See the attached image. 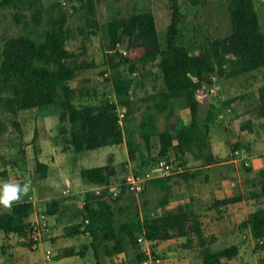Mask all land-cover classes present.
<instances>
[{
  "label": "trees",
  "instance_id": "obj_1",
  "mask_svg": "<svg viewBox=\"0 0 264 264\" xmlns=\"http://www.w3.org/2000/svg\"><path fill=\"white\" fill-rule=\"evenodd\" d=\"M79 3L77 10L84 11V22L75 30L68 25L65 12L55 13L43 0H3L0 6L12 8L15 21L22 31L8 37L0 46V111L17 115L20 111L50 107L60 110V138L75 152L95 150L107 146L126 144L130 162L135 173L152 170L161 159H175L184 166L187 154L192 153L205 162L212 163L209 130L219 115L244 100L248 94H239L223 100L222 104H211L205 117L200 110L202 103L197 92L202 87H212L213 78L230 79L264 70V30L261 26L254 0H227L232 21V32L195 47L180 43V0H170L172 22L168 28L167 45L163 48L159 39L157 23L152 12L136 13L126 18H114L106 25L97 19L94 0H70ZM103 32L108 38L104 46V63L111 70L113 93L118 102L101 99L99 104H78L77 90L71 84L84 65L78 64V55L67 48V42L79 33L85 38ZM135 38L147 50L143 54L146 62L158 61L164 87L145 98L152 106L142 114L139 123L132 125L131 114L134 102L130 98L133 79L123 70L128 62L118 52L125 38ZM85 51V50H84ZM135 65H130V75ZM257 111L264 119V85L257 93ZM118 105L125 106L127 113L121 121ZM178 108L189 109L190 121L179 122L175 131L159 128L158 114L174 115ZM14 125L21 131L18 121ZM36 137V135H35ZM240 147V144L234 146ZM157 150V157L154 152ZM39 170L45 175L46 165L37 161ZM199 171H184L179 174L184 181L195 178ZM118 176L117 167L111 162L103 166L84 168L81 177L89 185L99 187L110 184ZM173 175L157 177L148 181L149 188L163 192L160 204L155 209H145L143 214L124 221L117 219L115 205L126 193L115 198L97 197L96 192L86 194V204L76 217L81 222L67 229L66 235L89 234L95 240L109 243V255L125 253L130 264L147 258L138 241H165L175 237L186 238L188 245L196 238L201 247L203 264H225L239 254L238 246L215 250L211 245L214 236H205L201 221L190 203L179 202L168 208L171 202ZM255 197H264V173L261 188ZM241 196L224 198L216 207L237 203ZM60 209L57 200L47 206V213L55 215ZM31 201L14 203L8 212L0 213V231L5 234H25L30 229L34 215ZM250 228L259 245L264 238V209L252 212L241 224ZM77 254L66 250V256Z\"/></svg>",
  "mask_w": 264,
  "mask_h": 264
},
{
  "label": "rangeland",
  "instance_id": "obj_2",
  "mask_svg": "<svg viewBox=\"0 0 264 264\" xmlns=\"http://www.w3.org/2000/svg\"><path fill=\"white\" fill-rule=\"evenodd\" d=\"M2 1L0 0V3ZM43 1L46 6L54 7L56 14L65 12L68 15V25L71 28L76 30L78 26L83 24L84 11L77 10L79 7L78 2L70 0ZM254 2L264 30V0H254ZM94 3L97 19L101 25H106L114 18H126L136 13L152 12L156 19L161 45L166 48L168 28L172 22L170 0H94ZM180 5V43L195 47L196 52H198L201 45L207 44L214 38L227 36L232 32V21L227 0H180ZM14 12L12 8L0 6L1 47L8 37L17 35L22 31L21 26L15 21ZM106 44H108V38L102 31L98 35H91L88 38L77 33L67 42V48L78 55V64L86 65L85 68L78 71L76 78L71 82L72 86L79 91L76 102L80 105H96L99 104L101 99L118 102L117 96L113 93L111 70L104 63V46ZM117 50L120 54H122V51H127V55H122L129 61L123 65L122 70L134 82L130 92V98L134 102L130 118L132 125L136 126L142 114L148 107L152 106V103L145 101V98L164 87L162 74L158 61L145 62L143 60L142 57L147 48L134 37L131 39L125 38ZM130 65L136 66V70L132 75H130ZM213 81L214 85L212 87H202L197 92V97L202 103L200 110L202 117L206 116L210 104L221 105L226 98L242 94L251 87L257 90L258 87L264 85V70L230 79L215 76ZM256 93L255 91L252 93L253 96L249 98L248 105H246V108L250 111V120H256L259 115L256 109L258 105ZM27 113V110L20 111L17 115L0 111V184L10 181L23 186L25 183L30 182L31 187L28 194L36 200L39 215H47V206L51 201H60L62 207L58 217L50 218L49 216L48 221L46 216L41 217L43 221L48 222L43 230V238L49 243L51 238H57L61 239L64 244H69L65 232L75 224V213L79 208V201L85 199V191L91 190V185L80 176V170L112 162L117 167V179L121 182L127 174L135 173V166L129 160L126 144L89 150L77 155L71 147L66 149L67 143L64 138L67 135H63L58 142L61 145L58 152L53 153V150L49 147L52 145L53 135L58 134L59 131V126L56 125L59 122L58 115L55 117V123L49 117L44 119L45 116L43 115L49 116L53 113V110L49 107L43 113L41 120H36V116ZM44 120L46 121L44 122ZM221 120L224 122L227 120L226 114L223 115ZM14 121L20 123L21 131L14 125ZM158 121L161 131L167 128L175 131L179 122L182 121V123L187 124L190 121V111L189 109L178 108L174 115L167 112L158 114ZM232 121V119H229V122L227 120L230 128L229 137L235 139L237 137L236 133L240 132V129L239 126L238 129L232 127ZM262 123L264 124V121ZM36 131L38 133L34 137ZM232 139L227 143L229 150H232L234 144ZM38 148L44 151V154H42L44 160L49 164L51 162L56 164L50 167L45 177L37 166L36 150ZM154 156L157 157V150H155ZM76 158L77 161H81L78 166L76 165ZM185 159L186 162L183 166L185 171L197 167L192 155L185 157ZM167 160L175 164L178 163L174 155ZM179 174L181 173L173 174L174 178L171 183L172 198L168 208L177 206L184 199L185 181ZM67 179L70 180V192L63 194L62 190L67 187ZM256 180L253 179L252 181L256 182ZM91 192H96V190ZM103 194L99 192L96 193V196L102 197ZM163 196V192L156 191L153 188H149L145 194L136 195L126 192L115 205L117 219L124 221L135 218L137 214H143L145 209H155L159 206L160 199ZM54 234H56V237H53ZM178 242L169 245L165 251L176 252L174 257L179 260L190 258L192 264H203L199 250H195L192 245H188L185 239ZM73 243L75 245V240ZM185 245L192 247L187 248ZM81 247V245L78 246V248ZM140 247L143 249L144 244H140ZM248 251L249 256H243L244 258L241 261L237 259L232 264H246L245 262L247 264H264V258H262L264 252L260 253L259 248L249 249ZM155 252L157 258L159 257L164 261L163 264L168 263L170 255H167V253L161 255L157 253V250ZM27 253L31 263H38L43 260L41 248L35 251L29 250ZM259 253L261 257L258 255ZM157 258L153 257L154 264H158L155 263ZM248 258H250L249 261H247ZM126 260L129 263L128 257Z\"/></svg>",
  "mask_w": 264,
  "mask_h": 264
},
{
  "label": "crops",
  "instance_id": "obj_3",
  "mask_svg": "<svg viewBox=\"0 0 264 264\" xmlns=\"http://www.w3.org/2000/svg\"><path fill=\"white\" fill-rule=\"evenodd\" d=\"M257 90H254L252 87L251 89L246 90L244 93L248 94V96L244 100L236 103L232 108L222 112L219 115L217 122L211 126L208 134L211 150L209 155L213 158L212 163H207L204 158H197L192 153H189L186 156L190 157L192 155L194 157V163L197 165L196 168H190L189 171H199L200 173L197 177L190 178L188 181H185L184 199L182 202L190 203L193 206L199 220L201 221L205 236H214L216 238L215 242L211 245V248L220 250L231 246L239 247V254L225 264H232L237 259L241 261L244 258L243 256H249V249L259 248L260 253L264 252V238L259 242L260 244L257 245V241L253 237L250 228L241 226V224L248 219L252 212L264 209V197H255V194L260 191L261 174L264 173V124L262 123L264 119L258 115L256 120H250V111L246 108L249 98L253 96L252 93L254 91L257 92ZM78 92L79 91L77 90L76 96ZM76 98L77 97H75V100ZM210 106L211 104L209 107ZM46 109H48L47 106L34 108L30 111L27 110V114L34 115V117L36 116V120H41ZM51 110H53L51 115L43 116H45L44 119L48 117L51 118V120L55 121V123L56 115L59 117V122L56 124L59 126V131L58 134H54L55 136L53 135V142L55 143L52 142L51 147H49L53 150V153H57L59 147L61 146L58 143L60 139L59 132L61 126V112L52 108ZM224 114H226L228 122L229 119L233 120L232 127L238 129L239 126L240 132L236 133L237 137L235 139L229 137L230 128L227 120L225 122L221 120ZM45 121L46 120H44V122ZM37 133L38 132L36 131L34 137ZM230 139H232V142L234 143L232 150H229L227 147V143ZM237 144H240V147H234ZM66 149H70V147H66ZM36 151L37 161L46 165V175L50 167L56 164L52 162L49 164L46 160H44L42 158L44 151L40 148ZM84 152L85 151L75 153L77 155H81ZM77 160L78 159L76 158V161ZM80 163L81 161H77L76 165L78 166ZM45 175L43 176L45 177ZM253 179H257L256 182H253ZM69 185L70 180L67 179V187L63 190L70 189ZM90 188L91 190L85 191V199L79 201L80 205L75 213V224L81 222V220L77 219L76 215L79 213V210L83 208L82 203L87 200L86 194L97 189L95 186H91ZM235 196H241L242 200L237 203L227 204L220 207L215 206V203L218 200ZM25 201H31L34 204L35 210L32 221L37 218L42 219L43 221L45 216L47 221L49 216L50 218H56L59 216V212L62 207V204L59 201L60 209L55 215H50L48 213L47 215H39L36 200L33 196L29 194L22 195L20 200L17 202ZM3 207V205H0V213L9 211V209L6 208L2 209ZM45 223L47 225L48 222ZM55 235L56 234H54L53 237H56ZM0 236L2 238V241L0 242V264H37L29 261L27 251H35L39 248L42 250V256H44L46 250H51L52 260L49 264H129L127 263V255L125 253H113L109 255L107 250L111 247V245L102 240H95L89 234H75L74 236H68L65 232V236L66 239L69 240V244H64L61 239L57 238H51L50 243L45 241L42 232V242L38 248L34 246L33 241L30 239L29 231L25 234H5L0 231ZM181 239H185L187 242L186 238L175 237L152 244L150 246L152 257L157 258L155 252V250H157V253L161 255L163 253L170 255V259L167 264H192L190 258L187 260H179L174 257L176 252H169L168 250L165 251V249H168L169 245L179 243L178 241ZM74 240L75 245L73 243ZM79 245L82 247L78 248ZM190 245H192L195 250H201L196 238L192 239V243ZM192 246L185 245L187 248ZM69 249H74L77 254L73 256H66L65 252ZM260 253L258 254L259 256ZM157 259L161 261L160 264L164 263V261L159 257ZM249 259L250 258H248L247 261H249ZM245 263L247 264V262Z\"/></svg>",
  "mask_w": 264,
  "mask_h": 264
},
{
  "label": "built area",
  "instance_id": "obj_4",
  "mask_svg": "<svg viewBox=\"0 0 264 264\" xmlns=\"http://www.w3.org/2000/svg\"><path fill=\"white\" fill-rule=\"evenodd\" d=\"M119 51L121 50L119 49ZM122 54L127 55V51H122ZM117 112L119 114L120 120L122 121L127 113V108L125 106H118ZM184 171L185 169L180 164V162L175 164L168 161L167 159H161L152 170L139 174L134 172L129 173L121 182H119V180L117 179L113 180L110 184L97 187L96 193L98 194L99 192H102L103 194L104 192L102 197L115 198L121 192V185H124L126 188V192L138 195L145 189L149 180L157 177H165L176 173H182ZM69 192L70 189L63 190V194H68ZM97 197L100 196L98 195ZM85 204L86 201L82 203V207H84ZM45 226L46 223L42 221V219L37 218L32 222L31 227L28 230L29 237L33 241L36 248H38L42 242V232ZM138 241L140 244H144V248L142 249V251L147 255V258L140 262V264H154V260L150 252V246L152 244H156L159 240H147L144 236H140ZM51 260L52 252L51 250H46L43 256V260L41 262H38L37 264H49ZM155 263L160 264L161 261L157 259L155 260Z\"/></svg>",
  "mask_w": 264,
  "mask_h": 264
},
{
  "label": "clouds",
  "instance_id": "obj_5",
  "mask_svg": "<svg viewBox=\"0 0 264 264\" xmlns=\"http://www.w3.org/2000/svg\"><path fill=\"white\" fill-rule=\"evenodd\" d=\"M30 187V182L23 186L10 181L0 184V205L10 210L14 202L19 201L22 195L28 194Z\"/></svg>",
  "mask_w": 264,
  "mask_h": 264
}]
</instances>
